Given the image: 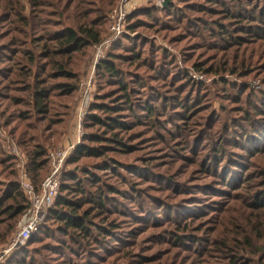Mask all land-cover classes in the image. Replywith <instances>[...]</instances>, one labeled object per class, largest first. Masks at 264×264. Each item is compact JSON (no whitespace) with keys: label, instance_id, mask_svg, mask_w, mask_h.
Returning a JSON list of instances; mask_svg holds the SVG:
<instances>
[{"label":"rangeland","instance_id":"374dc122","mask_svg":"<svg viewBox=\"0 0 264 264\" xmlns=\"http://www.w3.org/2000/svg\"><path fill=\"white\" fill-rule=\"evenodd\" d=\"M121 2L0 0V264H264V0H132L115 35ZM81 27L101 41L63 54V35ZM110 56L129 87L131 126L113 132L126 147L63 170L85 197L105 193L104 210L85 200L87 233H63L49 210L12 248L29 220L5 212L20 201L13 185L40 189L49 172L36 152L66 145L84 85L92 79V103L122 97L98 73ZM65 84L78 86L73 98Z\"/></svg>","mask_w":264,"mask_h":264},{"label":"trees","instance_id":"16d2710c","mask_svg":"<svg viewBox=\"0 0 264 264\" xmlns=\"http://www.w3.org/2000/svg\"><path fill=\"white\" fill-rule=\"evenodd\" d=\"M101 41V32L99 30L93 31L92 29L80 28L79 31L68 29V31L62 37V45L60 49L63 54H68L72 52H77L83 47L93 46ZM138 58L136 54L134 58ZM136 58V59H137ZM98 73L99 70L103 72V75L108 76L111 80H116L118 82V88H120V92L122 93V97L117 100L115 103H106V99L112 100L111 97L106 99L98 98L96 102H90L87 111L89 110V114L86 115L87 119L83 121L84 131L81 138V143L77 145L75 152L71 155V157L67 161V165L76 164L82 158L88 157H98L101 158L105 155L102 152L103 149L108 146L117 145L120 147H126L123 140H119L118 135L115 130H129L131 123H128V120H125L123 117L124 112L127 110L132 111V107H127L128 109H123L124 106H130V93L129 87L126 83H122L119 81V71L114 65L113 56L108 57L105 60L99 61L97 63ZM65 72V70H64ZM115 81V82H116ZM78 86L65 84L64 92L69 95H73L72 98L77 94ZM120 100H124L120 102ZM153 114L152 110H149ZM94 112H101L105 115V120L101 119ZM185 116V115H184ZM97 125H101L104 128L108 129L107 134H113L112 137L98 136L94 133H86L89 130L95 128ZM105 134V135H107ZM103 143H108L110 145H102ZM92 144V145H91ZM94 144H100L95 146ZM107 146V147H106ZM41 149L36 152V156L41 159L37 166V170L40 172L44 169V167L48 166L49 172V156L48 151L44 147H40ZM109 150V149H106ZM48 174V173H47ZM72 181V185H68L67 182ZM82 183H78L77 175L73 171H65L63 174L62 185L60 189V193L56 198L54 204L49 209L50 212L53 210H58V214L56 218L60 220L62 223L63 233L68 232L70 229H75L76 231H83L87 233L88 229L86 227V222L88 223V219L90 217V213H81L83 208V204H85V200L94 206V210H104V195L100 196V192L96 191V197H85L86 192L82 190ZM20 185L15 183L13 185V191L16 194V197L20 200L19 204L14 208L5 209L7 213H13L15 217L22 215L23 213H27L29 210L28 204H26L27 200L21 192ZM74 190L77 196H82L81 199H76L70 197L71 192ZM113 192V191H111ZM263 208V206H262Z\"/></svg>","mask_w":264,"mask_h":264},{"label":"built area","instance_id":"2783aa9c","mask_svg":"<svg viewBox=\"0 0 264 264\" xmlns=\"http://www.w3.org/2000/svg\"><path fill=\"white\" fill-rule=\"evenodd\" d=\"M131 1L132 0H122L121 5L118 6L111 15L113 20L111 29L115 35H120L122 33L126 15L125 8L131 3ZM157 1L161 3L164 0ZM111 44V41H107L96 47L97 60L104 56L105 50L109 48ZM93 87L94 84L92 79L84 85L80 106L76 110L74 118L76 138L75 140L68 138V142L63 148H58L49 154V173L42 181L40 189L36 190L27 177L22 178L21 188L30 205L28 212L29 220L17 233V237L12 245V248L21 245V243L26 241L32 234L38 232L46 213L58 197L62 185L65 164L68 158L76 150L83 134V110L85 109L86 104H89V102L93 99Z\"/></svg>","mask_w":264,"mask_h":264},{"label":"crops","instance_id":"0c3cea01","mask_svg":"<svg viewBox=\"0 0 264 264\" xmlns=\"http://www.w3.org/2000/svg\"><path fill=\"white\" fill-rule=\"evenodd\" d=\"M80 106V104H79ZM79 108V107H78ZM77 108V109H78ZM74 121L71 122V131L69 133V138H71L72 140H75L76 136H75V127H74ZM68 142V141H67ZM67 142L65 144H67Z\"/></svg>","mask_w":264,"mask_h":264},{"label":"water","instance_id":"95a60500","mask_svg":"<svg viewBox=\"0 0 264 264\" xmlns=\"http://www.w3.org/2000/svg\"><path fill=\"white\" fill-rule=\"evenodd\" d=\"M172 1H173V0H164V1H163V7H167V6H169V5L171 4Z\"/></svg>","mask_w":264,"mask_h":264}]
</instances>
